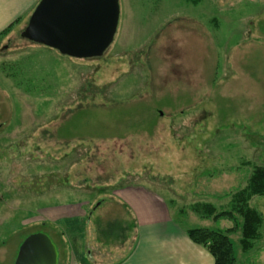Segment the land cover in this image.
<instances>
[{
	"label": "rangeland",
	"instance_id": "374dc122",
	"mask_svg": "<svg viewBox=\"0 0 264 264\" xmlns=\"http://www.w3.org/2000/svg\"><path fill=\"white\" fill-rule=\"evenodd\" d=\"M120 8L101 57L62 55L21 37V25L0 39V264L48 229L39 207L56 187L58 204H99L95 217L115 214L112 191L125 184L153 188L178 211L197 202L226 211V194L264 165V0ZM250 204L264 216V195ZM233 211L217 226L238 227L236 264H264V223L245 251Z\"/></svg>",
	"mask_w": 264,
	"mask_h": 264
},
{
	"label": "crops",
	"instance_id": "0c3cea01",
	"mask_svg": "<svg viewBox=\"0 0 264 264\" xmlns=\"http://www.w3.org/2000/svg\"><path fill=\"white\" fill-rule=\"evenodd\" d=\"M39 1L0 0V34L13 23L21 25L22 32ZM53 193L48 200L44 198L47 205L39 207L37 222L48 228L44 232L57 244L59 261L63 252L70 256L69 264H100L97 258H110L101 264H215L210 251L194 242L187 231L194 227L220 229L217 222L226 216L206 217L192 208L179 214L169 198L143 184L114 187L116 212L101 217H95L99 204H58L57 187ZM3 226L4 221L0 233ZM101 235L110 244L101 242Z\"/></svg>",
	"mask_w": 264,
	"mask_h": 264
},
{
	"label": "water",
	"instance_id": "95a60500",
	"mask_svg": "<svg viewBox=\"0 0 264 264\" xmlns=\"http://www.w3.org/2000/svg\"><path fill=\"white\" fill-rule=\"evenodd\" d=\"M120 0H40L21 37L75 58L101 57L114 42ZM52 237L37 231L19 246L14 264H59Z\"/></svg>",
	"mask_w": 264,
	"mask_h": 264
},
{
	"label": "trees",
	"instance_id": "16d2710c",
	"mask_svg": "<svg viewBox=\"0 0 264 264\" xmlns=\"http://www.w3.org/2000/svg\"><path fill=\"white\" fill-rule=\"evenodd\" d=\"M15 23L11 24L0 34V39L4 38L12 31ZM233 197V210L241 215L243 222L241 225L242 237L240 240L242 249L247 251L253 246V241L259 238V229L264 223L263 214L255 207L251 206L250 201L254 196L264 195V165L256 167L247 186L237 188L226 194ZM218 197V196H214ZM222 197V196H221ZM221 206L218 208L212 203L197 202L192 207L196 213L206 217L219 218L226 216L232 218L233 210H226ZM182 210L179 214H182ZM238 227L232 226L225 229H212L206 227H194L188 229L189 237L196 243L205 246L215 258V264H236L234 244L229 236L237 230Z\"/></svg>",
	"mask_w": 264,
	"mask_h": 264
}]
</instances>
